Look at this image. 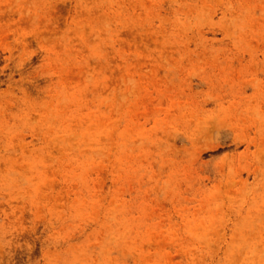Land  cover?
I'll use <instances>...</instances> for the list:
<instances>
[{
    "label": "rangeland",
    "instance_id": "1",
    "mask_svg": "<svg viewBox=\"0 0 264 264\" xmlns=\"http://www.w3.org/2000/svg\"><path fill=\"white\" fill-rule=\"evenodd\" d=\"M0 264H264V0H0Z\"/></svg>",
    "mask_w": 264,
    "mask_h": 264
}]
</instances>
